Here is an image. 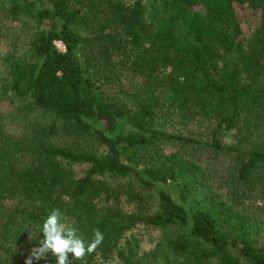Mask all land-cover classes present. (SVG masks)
<instances>
[{
	"label": "trees",
	"instance_id": "obj_1",
	"mask_svg": "<svg viewBox=\"0 0 264 264\" xmlns=\"http://www.w3.org/2000/svg\"><path fill=\"white\" fill-rule=\"evenodd\" d=\"M50 1L48 8L7 0L11 16L49 23L36 35L33 60L11 66L7 98L28 99L55 117L22 136L0 129V200L17 201L0 213V264H25L27 251L17 246L26 238L29 248L38 245L54 208L86 241L93 228L104 233L87 264L112 256L122 264H264L262 213L243 205L255 191L264 193V0ZM99 7L108 8L124 31L133 46V72L144 79L147 96L130 116L133 131L122 128L127 110L95 84L87 58L81 60L84 39L75 27L87 24L86 8L91 19ZM240 11L256 18L247 38ZM157 109L183 123L207 120L210 140L153 128ZM56 121L66 133H94L105 155L49 144ZM229 132L233 140L225 145ZM163 141L185 150L165 153L155 145ZM198 150L231 154L233 164L219 185L207 183L209 170L201 167ZM62 160L84 163L87 170L75 176ZM104 175L131 178L133 185L110 184ZM144 189L156 190L151 212L142 208ZM130 203L133 211L125 208ZM138 221L159 231L147 255L136 241L119 247Z\"/></svg>",
	"mask_w": 264,
	"mask_h": 264
},
{
	"label": "rangeland",
	"instance_id": "obj_2",
	"mask_svg": "<svg viewBox=\"0 0 264 264\" xmlns=\"http://www.w3.org/2000/svg\"><path fill=\"white\" fill-rule=\"evenodd\" d=\"M34 7H52L50 0H28ZM127 5L133 4L134 0H116ZM148 1V0H146ZM87 17V8L85 9ZM95 15L89 19L86 17L87 24L83 21L77 23L76 31L84 39L83 57L87 58L89 73L94 77L95 84L99 85L106 95L119 107L127 110V115L124 117L122 128L124 131H133V125L130 122V116L136 109V105L142 101L147 95L141 92L143 87V77L138 73L133 72V46L128 42L124 31L119 28L114 16L108 8L101 7L95 9ZM240 19L243 25L244 38L250 37L256 26V18L254 15L240 11ZM82 23V24H81ZM49 23L43 21L36 22L35 19L26 16L13 17L8 11L7 0H0V129H4L9 135L22 136L29 134L33 127L47 126L54 121V115L44 109L33 106L28 99L22 103L19 101L10 102L7 95H10V79L9 71L14 62H28L33 60V44L39 30L47 28ZM169 71V68L166 69ZM164 70L159 69L157 73H162ZM163 74V73H162ZM262 82L264 83V77ZM139 101L138 103H136ZM181 118L166 117L161 114L159 109L156 110V118L153 128L167 131L168 133L182 134L192 137L201 142L210 140V126L207 120L194 118L187 123L180 122ZM58 130L48 136V143L55 146H63L68 148L83 149L103 156L106 153V147L98 140L94 133H89L84 137H79L71 132H65L62 127V121H56ZM34 129V128H33ZM225 145L232 143L233 132H229L222 137ZM157 148L168 153L175 150H185L181 144L171 141H163L155 143ZM196 148V147H193ZM235 154V153H234ZM196 155L200 156L201 167L209 170L208 184L217 186L215 183L220 176L229 173L230 167L233 164L231 154H226L221 151H206L198 150ZM63 164L70 168L75 176L82 175L87 170V165L84 163L69 162L62 160ZM110 184L115 183H130L133 185L131 178H115L114 176H102ZM136 192L140 189L135 184L133 188ZM224 191V189H221ZM145 202L143 209L146 212H151L156 205V190H142ZM247 198L243 201V205L253 210L257 209L262 214L264 221V193ZM16 199L0 200V213L4 214L7 209H12ZM128 211H133L135 205L125 207ZM264 223V222H263ZM3 229L0 226V230ZM159 235L158 229H154L148 225L138 221L134 227L127 230L124 236L119 241V247H125L126 241L138 242L139 253L147 255L151 252L154 243ZM27 239V238H26ZM17 246L19 251H27L29 257L32 248H29L27 240ZM134 239V240H133ZM98 264H122L121 261L112 256L107 260H98ZM33 264H55V261L41 260L33 261ZM179 264H186L179 261Z\"/></svg>",
	"mask_w": 264,
	"mask_h": 264
},
{
	"label": "clouds",
	"instance_id": "obj_3",
	"mask_svg": "<svg viewBox=\"0 0 264 264\" xmlns=\"http://www.w3.org/2000/svg\"><path fill=\"white\" fill-rule=\"evenodd\" d=\"M40 231L39 243L32 248L25 264L46 260L49 256L54 258L55 264H71L72 259L87 264L86 257L104 241V233L99 228H93L92 239L86 241L77 228L68 226L63 214L56 208L44 219Z\"/></svg>",
	"mask_w": 264,
	"mask_h": 264
},
{
	"label": "built area",
	"instance_id": "obj_4",
	"mask_svg": "<svg viewBox=\"0 0 264 264\" xmlns=\"http://www.w3.org/2000/svg\"><path fill=\"white\" fill-rule=\"evenodd\" d=\"M54 44H55V46H56L58 49H60V50H64V47H63V45L61 44V42L56 41Z\"/></svg>",
	"mask_w": 264,
	"mask_h": 264
}]
</instances>
